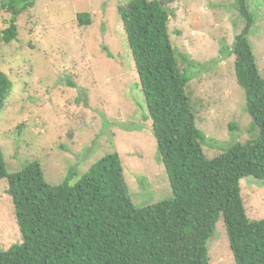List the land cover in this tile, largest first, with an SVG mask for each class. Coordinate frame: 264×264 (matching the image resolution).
<instances>
[{
  "label": "rangeland",
  "instance_id": "rangeland-1",
  "mask_svg": "<svg viewBox=\"0 0 264 264\" xmlns=\"http://www.w3.org/2000/svg\"><path fill=\"white\" fill-rule=\"evenodd\" d=\"M129 1L39 0L19 17L18 39L11 44L2 41L10 15L0 9V71L13 83L0 114L9 174L38 161L50 184L71 170L74 184L104 155L118 152L137 207L173 197L118 11ZM158 1L170 14L169 37L180 68L187 60L198 65L185 91L206 136L204 154L214 159L257 134L233 54L246 20L238 0ZM245 1L254 19L249 41L264 77V0ZM80 13L90 14V25L78 23ZM240 186L248 218L263 219L264 181L247 177ZM6 188L4 179L0 251L22 242ZM207 247L210 264H235L222 218Z\"/></svg>",
  "mask_w": 264,
  "mask_h": 264
},
{
  "label": "trees",
  "instance_id": "trees-1",
  "mask_svg": "<svg viewBox=\"0 0 264 264\" xmlns=\"http://www.w3.org/2000/svg\"><path fill=\"white\" fill-rule=\"evenodd\" d=\"M37 1L0 0L10 15L4 43L18 39L19 17ZM238 4L246 26L233 47L235 74L256 136L206 158V136L185 91L198 65L187 60L180 68L170 14L160 1L131 0L118 11L173 197L137 207L118 152L104 155L74 184V170L50 184L38 161L9 174L0 143V181L6 180L22 237L0 251V264H210L207 245L221 218L235 264H264V218H248L240 186L247 177L264 181V77L249 41L253 16L245 0ZM77 21L90 25V14ZM12 89L0 71V114Z\"/></svg>",
  "mask_w": 264,
  "mask_h": 264
}]
</instances>
